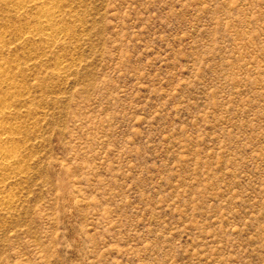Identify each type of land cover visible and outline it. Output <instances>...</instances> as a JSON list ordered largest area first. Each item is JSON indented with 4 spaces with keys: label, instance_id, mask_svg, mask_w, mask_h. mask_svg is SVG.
Masks as SVG:
<instances>
[{
    "label": "rangeland",
    "instance_id": "374dc122",
    "mask_svg": "<svg viewBox=\"0 0 264 264\" xmlns=\"http://www.w3.org/2000/svg\"><path fill=\"white\" fill-rule=\"evenodd\" d=\"M31 5L0 0V264H264V0Z\"/></svg>",
    "mask_w": 264,
    "mask_h": 264
},
{
    "label": "bare ground",
    "instance_id": "6f19581e",
    "mask_svg": "<svg viewBox=\"0 0 264 264\" xmlns=\"http://www.w3.org/2000/svg\"><path fill=\"white\" fill-rule=\"evenodd\" d=\"M52 2L53 0L52 1L51 0H32L30 1L29 0V4H32L30 9L38 10V12L40 13V17L42 16V18L45 19L44 21L41 20L45 29L46 28L47 30L53 29L52 30L53 32L58 33L60 32V29L55 28V26H53V23H52L54 22L53 19L56 18L55 15L57 12L52 6ZM26 4L22 2V6H21L22 9L24 8L28 9L29 6ZM8 80L10 79H9L7 67L0 64V88L3 86V84H7L9 82ZM9 85L7 84L6 86H9ZM8 109L9 107L7 106L6 99L4 98L2 101H0V167H4V168L13 167L12 165L15 161V153H16V151H14L15 152L14 153L13 151L10 150V148L8 149V147H6L7 143L11 142V137L13 136V135L11 136L12 127H10V125L7 123L2 122L1 120L2 118H5L7 114L9 113Z\"/></svg>",
    "mask_w": 264,
    "mask_h": 264
}]
</instances>
